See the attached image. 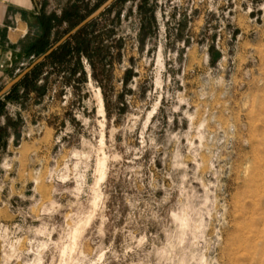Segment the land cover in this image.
Wrapping results in <instances>:
<instances>
[{
  "label": "rangeland",
  "instance_id": "rangeland-1",
  "mask_svg": "<svg viewBox=\"0 0 264 264\" xmlns=\"http://www.w3.org/2000/svg\"><path fill=\"white\" fill-rule=\"evenodd\" d=\"M36 1L0 91L108 0ZM141 1L2 98L0 264H264V0Z\"/></svg>",
  "mask_w": 264,
  "mask_h": 264
},
{
  "label": "trees",
  "instance_id": "trees-1",
  "mask_svg": "<svg viewBox=\"0 0 264 264\" xmlns=\"http://www.w3.org/2000/svg\"><path fill=\"white\" fill-rule=\"evenodd\" d=\"M141 3L146 6L150 3V0H142ZM111 7L109 9H111ZM109 9H107L102 15H100V17H102ZM55 20L56 18L54 16H50L46 18L45 15H44V18L42 19V22H44V25L42 26V29H43L42 34L41 36L38 37L39 40L35 42L31 47L36 52L37 57L42 54L46 55V53L51 49V45L46 39L47 37H49L50 33L53 30V22ZM95 21H93L92 23L87 25V27H84L82 30H80L75 35H73L62 46H59V48L55 50L43 63L36 66L28 75H26L19 82V85H16V87H14L11 91H9L2 98H4L7 101H10L11 99H13L15 95L19 93L20 88H24L28 90L43 75V72H44L43 69L46 67V64L50 61L57 63L61 59L63 60L66 58H70V59L75 58L78 61V66L81 67L80 60L83 55L87 56V58L91 60L92 58L91 48H92V44L95 41H94V38L92 39L89 38L90 35L87 34V31L89 27H92ZM29 83L32 85H30ZM2 98L0 99V118L4 114L3 104L5 103V101L2 102ZM6 136H8V129L6 127L0 128V144L2 143L3 144L2 146L4 147H6L7 145L5 141Z\"/></svg>",
  "mask_w": 264,
  "mask_h": 264
},
{
  "label": "crops",
  "instance_id": "crops-1",
  "mask_svg": "<svg viewBox=\"0 0 264 264\" xmlns=\"http://www.w3.org/2000/svg\"><path fill=\"white\" fill-rule=\"evenodd\" d=\"M36 0H0V86L8 79L9 68L12 66L14 47L25 39L28 33L24 15L36 10Z\"/></svg>",
  "mask_w": 264,
  "mask_h": 264
},
{
  "label": "water",
  "instance_id": "water-1",
  "mask_svg": "<svg viewBox=\"0 0 264 264\" xmlns=\"http://www.w3.org/2000/svg\"><path fill=\"white\" fill-rule=\"evenodd\" d=\"M117 0H108L101 8H99L94 14L86 18L81 24H79L75 29H73L69 34H67L63 39H61L54 47H52L46 55L41 56L33 65L26 69L22 74L18 75L11 83L6 85V87L0 91V99L4 97L9 91H11L16 85H19V82L28 75L36 66L43 63L55 50L66 43L73 35L82 30L84 27H87L90 23L95 21L102 15L107 9H109Z\"/></svg>",
  "mask_w": 264,
  "mask_h": 264
},
{
  "label": "bare ground",
  "instance_id": "bare-ground-1",
  "mask_svg": "<svg viewBox=\"0 0 264 264\" xmlns=\"http://www.w3.org/2000/svg\"><path fill=\"white\" fill-rule=\"evenodd\" d=\"M101 99V98H100ZM103 105V104H102ZM101 110H103V109H101ZM103 112V111H102ZM104 114V113H103Z\"/></svg>",
  "mask_w": 264,
  "mask_h": 264
}]
</instances>
